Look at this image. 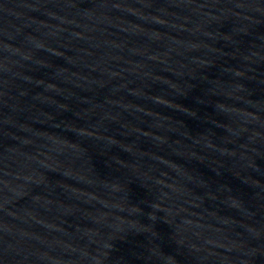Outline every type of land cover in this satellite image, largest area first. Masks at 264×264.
<instances>
[{
	"label": "water",
	"instance_id": "1",
	"mask_svg": "<svg viewBox=\"0 0 264 264\" xmlns=\"http://www.w3.org/2000/svg\"><path fill=\"white\" fill-rule=\"evenodd\" d=\"M0 264H264V0H0Z\"/></svg>",
	"mask_w": 264,
	"mask_h": 264
}]
</instances>
